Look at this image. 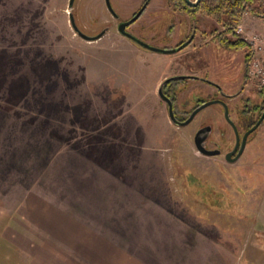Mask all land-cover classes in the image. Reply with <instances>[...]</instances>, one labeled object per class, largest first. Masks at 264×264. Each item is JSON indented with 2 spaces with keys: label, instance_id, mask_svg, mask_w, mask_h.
Returning <instances> with one entry per match:
<instances>
[{
  "label": "rangeland",
  "instance_id": "374dc122",
  "mask_svg": "<svg viewBox=\"0 0 264 264\" xmlns=\"http://www.w3.org/2000/svg\"><path fill=\"white\" fill-rule=\"evenodd\" d=\"M68 1L0 0V264H87L91 255L106 264H264V122L236 161L207 157L193 133L212 108L178 128L157 94L163 77L186 71L229 91L242 51L216 40L209 62L186 55L191 46L142 51L117 25L144 0H110L116 17L105 0ZM69 11L82 32L105 34L84 40ZM193 19L150 0L127 30L172 47ZM195 20L207 32L223 27ZM200 83L184 80L177 104L216 96Z\"/></svg>",
  "mask_w": 264,
  "mask_h": 264
},
{
  "label": "flooded vegetation",
  "instance_id": "af4514ba",
  "mask_svg": "<svg viewBox=\"0 0 264 264\" xmlns=\"http://www.w3.org/2000/svg\"><path fill=\"white\" fill-rule=\"evenodd\" d=\"M149 2L150 0H144V2L141 4L140 9L143 6L144 8L141 11L139 17L144 12ZM136 13L137 12H135L133 16ZM184 13L189 15L190 18H194L189 33L185 36L183 40H179L172 47H165V49H172L182 46L179 50H176V52H179L191 46V50L185 52L186 55L200 62L202 60L204 62H209L212 56L209 52L207 44L211 40H216V38L220 36V34L224 33L227 29L225 27H222L220 30L215 29L210 32H207L197 27L194 14L187 12ZM138 18L135 19L133 22L129 23L128 21L130 19L119 21L118 25L122 22H125V31L134 36L136 39H138L136 34L130 33L127 30L131 24L138 20ZM226 35L231 38L234 43V45H231V47L226 48L235 51H242L241 65L239 66V69L232 76L229 77V80L231 81L230 84H232V87L228 89L229 91L219 86L214 81H211L210 79H208V77L203 76L201 73H199V71H186L184 73L171 74L163 77L157 86V94L160 99L164 102L163 108L169 117V121L178 128L188 126L191 122L195 121L194 119L197 115L204 113L207 107H211L212 110L209 111L210 113L207 112L209 114L203 118V120L198 124L196 130L194 131L193 140H195V135L200 129L209 126L210 128L208 130H205L199 134V138L200 140H205L204 146L206 149L217 150V153L214 155H202L207 157L223 155V158L227 162H230L228 161V159L230 160L237 156L242 144V140L244 138V134L250 128H252V126L259 120L264 111V83L259 85L248 75V68L250 62L249 54L251 53V50L245 42L238 41V38H240L241 36L234 32H229ZM126 37L131 41V44L141 50L144 49L148 51L158 52L144 47L138 41L133 40L128 36ZM196 39H199L201 42L195 44L194 40ZM220 45L225 47L222 44ZM205 66L207 65L205 64ZM188 79H197L201 82L200 84H208L211 89H209V91L216 92V96L207 100L197 99L195 105L192 107H189L187 103L177 104L176 98L180 95H183L184 90L187 88V86L183 85L182 82ZM192 86L195 87L194 84ZM188 91H186L185 94H187ZM253 97L256 98L257 101H254ZM239 99L242 100L240 106L236 104ZM214 100L219 101L205 106L204 108L196 112L191 118V120H189V122H187L186 124H182L188 119L190 114L201 104L207 101ZM231 102L235 104L234 108L230 107L229 104ZM223 103H225L227 106L228 117H226L224 114L225 106ZM170 109L174 120H172L170 117ZM216 121H221V123H223V126L216 125ZM263 122L264 118L261 123L246 136V138L244 139L245 143L243 150L234 161H236L241 156L244 151L245 145L250 140L252 134L263 124Z\"/></svg>",
  "mask_w": 264,
  "mask_h": 264
},
{
  "label": "trees",
  "instance_id": "16d2710c",
  "mask_svg": "<svg viewBox=\"0 0 264 264\" xmlns=\"http://www.w3.org/2000/svg\"><path fill=\"white\" fill-rule=\"evenodd\" d=\"M174 11L211 16L227 30L216 40L225 47L234 45L226 34L234 32V28L242 21L244 14H250L264 19V0H201L197 5L190 6L185 0H165ZM238 41L244 42L242 38ZM252 54V51L249 55Z\"/></svg>",
  "mask_w": 264,
  "mask_h": 264
},
{
  "label": "water",
  "instance_id": "95a60500",
  "mask_svg": "<svg viewBox=\"0 0 264 264\" xmlns=\"http://www.w3.org/2000/svg\"><path fill=\"white\" fill-rule=\"evenodd\" d=\"M201 0H185V2H186V4H188V5H190V6H195V5H197L199 2H200ZM73 3H74V0H69L68 1V7H69V9H72L73 8ZM105 4H106V7L108 8V10L111 12V14L113 15V16H115L116 17V14H115V12H114V10H113V8H112V6H111V3H110V0H105ZM143 8H144V6L128 21V23L129 22H133L135 19H137L138 17H139V15H140V13H141V11L143 10ZM68 16H69V22H70V25H71V27L73 28V30L81 37V38H83L84 40H86V41H95V40H98L99 38H101L104 34H105V32H106V29H102L99 33H97V34H95V35H88V34H86V33H84V32H82L80 29H79V27L77 26V24H76V22H75V19H74V15H73V13L71 12V11H69V13H68ZM125 25H126V23L125 22H122V23H120L119 25H118V27H117V30L120 32V33H122V34H124V35H126V36H128V37H130L131 39H133V40H136V41H138L141 45H143L144 47H146V48H148V49H151V50H154V51H158V52H162V53H168V54H170V53H174V52H176V50H179L182 46H179V47H177V48H172V49H165V48H158V47H155V46H151V45H149V44H147V43H145V42H142V41H140V40H138V39H136L134 36H132L131 34H129V33H127L126 31H125ZM219 100H214V101H207V102H204L203 104H201L198 108H196L191 114H190V116L188 117V119L185 121V122H183L182 124H186L187 122H189V120H191V118L194 116V114L196 113V112H198L199 110H201L202 108H204L205 106H207V105H209V104H212V103H215V102H218ZM224 104V106H225V111H224V114H225V116L226 117H228V115H227V112H228V109H227V106H226V104L225 103H223ZM170 117H171V119L172 120H174L173 119V115H172V113H171V109H170ZM263 118H264V111H263V113H262V115H261V117L259 118V120L252 126V128H250L245 134H244V138H243V140H242V144H241V147H240V150L238 151V154H237V156L236 157H234V158H232V159H228V161H230V162H233L238 156H239V154L242 152V150H243V147H244V143H245V138H246V136L251 132V131H253L260 123H261V121L263 120ZM210 127L209 126H206V127H204V128H202V129H200L197 133H196V135H195V140H193V142H194V146H195V148H196V150H197V152H199V153H201V154H205V155H214V154H216L217 153V150H208V149H206L205 148V146H204V141L205 140H200V138H199V134L201 133V132H203V131H205V130H208ZM237 142H238V140H237Z\"/></svg>",
  "mask_w": 264,
  "mask_h": 264
},
{
  "label": "built area",
  "instance_id": "2783aa9c",
  "mask_svg": "<svg viewBox=\"0 0 264 264\" xmlns=\"http://www.w3.org/2000/svg\"><path fill=\"white\" fill-rule=\"evenodd\" d=\"M234 31L241 36L252 50L249 62L248 75L258 81L259 84L264 83V36L258 32H249L245 25L239 23Z\"/></svg>",
  "mask_w": 264,
  "mask_h": 264
},
{
  "label": "crops",
  "instance_id": "0c3cea01",
  "mask_svg": "<svg viewBox=\"0 0 264 264\" xmlns=\"http://www.w3.org/2000/svg\"><path fill=\"white\" fill-rule=\"evenodd\" d=\"M244 16L248 17V19H249V24L248 25H250V27H252L253 29H258V30H255V31L261 33L264 36V20L262 18L253 16V15H250V14H245ZM258 19H261L262 21L260 22V20H258ZM91 256H90L89 260H86L87 264H93V263L94 264L95 263L96 264H106V263H104L103 259H97L94 256H92V257Z\"/></svg>",
  "mask_w": 264,
  "mask_h": 264
}]
</instances>
